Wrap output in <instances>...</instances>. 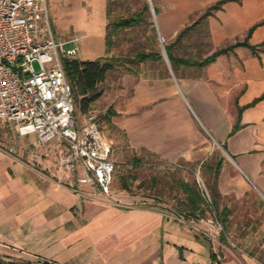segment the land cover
Returning a JSON list of instances; mask_svg holds the SVG:
<instances>
[{
    "label": "crops",
    "instance_id": "1",
    "mask_svg": "<svg viewBox=\"0 0 264 264\" xmlns=\"http://www.w3.org/2000/svg\"><path fill=\"white\" fill-rule=\"evenodd\" d=\"M215 1L168 0L158 6L156 24L163 38L175 39ZM62 5L73 16L65 25L58 9ZM52 13L58 35L69 40L67 45L78 47L81 59L105 55L107 0H55ZM261 19L264 0L226 1L204 19L210 49L193 57L201 59L244 39L249 27ZM75 36L79 38L74 40ZM249 41H264V23L254 28ZM262 48L253 52L236 45L205 65L176 67L165 49L162 57L168 66L143 69L130 83L131 91L115 104L117 121L133 151L166 163L187 161L203 167L225 218L227 239L239 236L243 247L232 248L225 239L211 237L208 227L195 226L192 213L144 203L126 206L113 189L106 194L84 185L82 192H76L63 178L54 154H33L53 142L39 145L35 133L19 135L14 124L0 119V259L55 264H215L217 260L264 264L255 253L262 247L256 238L264 234V98L248 105L264 93ZM160 71L169 76L168 82ZM174 78L193 108L191 112L178 98L186 117L178 115L180 109L172 106L165 92L168 87L177 94Z\"/></svg>",
    "mask_w": 264,
    "mask_h": 264
},
{
    "label": "built area",
    "instance_id": "2",
    "mask_svg": "<svg viewBox=\"0 0 264 264\" xmlns=\"http://www.w3.org/2000/svg\"><path fill=\"white\" fill-rule=\"evenodd\" d=\"M68 41L53 31L48 0H0V119L14 124L19 135L35 133L39 145L53 142L33 154H54L73 190L82 192L88 185L111 194L117 167L114 142L100 130L94 114L78 127L64 60L78 58L79 50ZM205 199L212 214L201 220L214 237L224 224L212 196L207 193Z\"/></svg>",
    "mask_w": 264,
    "mask_h": 264
},
{
    "label": "rangeland",
    "instance_id": "3",
    "mask_svg": "<svg viewBox=\"0 0 264 264\" xmlns=\"http://www.w3.org/2000/svg\"><path fill=\"white\" fill-rule=\"evenodd\" d=\"M145 1L149 2L150 11L148 13L155 21L157 41H153L151 37L152 29H150V26L145 21L138 25L119 30L114 36L115 44L110 50H106L105 55L100 56L104 58L113 55L117 58L116 67L109 71L107 78L99 84V88L103 90L102 95L91 103L90 108L86 112H82L75 106V117L78 127L82 128L87 124L88 116L94 114L100 130L113 140L117 167L112 189L113 192L119 193V196L122 197V204L129 206L144 203L146 205L164 207L168 210H176L182 212L184 215L192 213L195 226L207 228L208 224L202 221L201 218L205 219L211 216L212 209L204 199L207 193L212 196L213 201L216 198L211 188L210 178L205 174L203 167L187 161L166 163L149 153L133 151L127 144L124 127L117 121L116 100L120 97H125L131 91L130 83L135 78H140L143 69L157 70L160 67L162 69L164 66H168L164 65V62H167L165 57L134 61L135 54L139 50L149 51L155 49L164 54L165 44L175 40H165L156 24L158 14L155 11V7L161 6L168 0H107V8L110 9L108 20H113L117 16L130 15L132 12L139 10ZM93 2L95 3L97 0H93ZM48 3L51 25L57 36L59 30L52 13L55 0H48ZM58 7L61 21L64 25L68 24L73 16L66 13L67 8L63 7V5ZM192 22L193 20L190 23ZM210 46L209 33L203 20L202 23L184 35L180 42L175 44L174 50L182 56L193 57L195 54L199 55L209 50ZM79 55L78 53V58H81ZM33 64L36 69L39 68L37 60H34ZM160 74L164 77L166 73L165 71H160ZM168 78L169 76L167 77L166 75L163 79L165 82H168ZM173 80L177 87V94L171 92V89L168 87L165 88V92L167 97L172 101V106L180 109L178 115L186 117L183 105L178 101V98L184 99L191 112H193V108L187 100V93L183 92L175 78ZM156 105L154 104V106ZM194 190H198L203 201H205L204 205L202 203L201 207L203 208L201 210L194 209L189 205V194L195 196ZM218 213L222 219L223 216L220 209ZM228 235L227 232H224V229L216 234L221 239H225L232 248L244 246L245 242L240 241L238 239L239 236L235 239L229 236L232 239L228 240ZM256 240L262 247L255 250V253L259 258L264 260V234L258 236ZM13 261L16 263L29 262L30 264L50 263L42 260Z\"/></svg>",
    "mask_w": 264,
    "mask_h": 264
},
{
    "label": "trees",
    "instance_id": "4",
    "mask_svg": "<svg viewBox=\"0 0 264 264\" xmlns=\"http://www.w3.org/2000/svg\"><path fill=\"white\" fill-rule=\"evenodd\" d=\"M228 0H216L215 2L209 4L204 11L199 15V17L193 21L192 23L183 27L180 32L177 34L174 41L165 44V49L168 54L170 61L172 62V66L176 67L177 65L185 64L189 65H205L206 63L214 60L217 55L220 53L226 52L228 50L233 49L236 45H245L252 49L253 52H257L260 49H263L264 41L254 44L249 41V37L253 32L254 28L261 23H264V19H261L255 23H253L244 39L236 40L233 43L227 44L222 47H218L209 55L202 57L201 59H196L194 57L181 56L177 54L174 50L175 44L180 42L181 39L186 35L190 30L195 28L197 25L202 23V21L210 14L214 12L215 9L220 8L223 3ZM148 11H150L149 2L145 1L139 10L132 12L128 16H117L113 20H108L106 26V35H105V43L108 50L115 44L114 36L121 29H126L130 26L138 25L145 21L152 29L151 37L154 42L157 41V35L155 32V21L153 18L149 16ZM155 11L158 12V8L155 7ZM110 9L107 8V16L109 19ZM162 53L159 50H139L135 56L134 61H142L155 57H162ZM116 57L111 55L108 57H98L93 59H81V58H66L64 60V66L66 70V75L72 85V90L75 98V106L80 109L82 112H86L93 101L98 99L103 90L99 88V84L102 83L109 73V71L113 70L116 67ZM264 98V93L256 98H254L248 105L254 104L259 99ZM139 159V158H138ZM190 197L189 205L194 208H203L205 204L198 190H194ZM215 207L218 209L216 204V200H214ZM219 211V209H218ZM225 218L222 217V221L224 222ZM212 256L215 258V253L212 251ZM20 264H30L29 262H22ZM46 264H55L53 262ZM215 264H220L217 260Z\"/></svg>",
    "mask_w": 264,
    "mask_h": 264
},
{
    "label": "water",
    "instance_id": "5",
    "mask_svg": "<svg viewBox=\"0 0 264 264\" xmlns=\"http://www.w3.org/2000/svg\"><path fill=\"white\" fill-rule=\"evenodd\" d=\"M0 264H20V263H16L14 261L0 259Z\"/></svg>",
    "mask_w": 264,
    "mask_h": 264
}]
</instances>
